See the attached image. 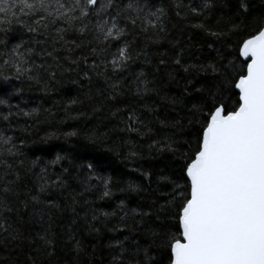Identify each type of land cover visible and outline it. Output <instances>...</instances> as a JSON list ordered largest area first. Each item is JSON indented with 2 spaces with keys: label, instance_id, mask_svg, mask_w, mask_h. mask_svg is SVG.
<instances>
[{
  "label": "snow or ice",
  "instance_id": "6c2138e0",
  "mask_svg": "<svg viewBox=\"0 0 264 264\" xmlns=\"http://www.w3.org/2000/svg\"><path fill=\"white\" fill-rule=\"evenodd\" d=\"M172 16L211 38L207 55L169 39ZM164 41L170 51L153 53ZM64 77L84 93L65 105L68 119L87 115L69 113L85 100L94 116L107 111L111 127L88 140L126 134L108 151L163 161L132 169L147 183L121 187L59 153L29 159L7 134L14 117L39 114L10 103L18 85L47 94ZM0 82V252L14 264H264V10L251 0H0ZM62 161L70 167L56 172ZM116 191L126 198L113 210L98 207ZM103 232L114 235L98 251Z\"/></svg>",
  "mask_w": 264,
  "mask_h": 264
},
{
  "label": "trees",
  "instance_id": "16d2710c",
  "mask_svg": "<svg viewBox=\"0 0 264 264\" xmlns=\"http://www.w3.org/2000/svg\"><path fill=\"white\" fill-rule=\"evenodd\" d=\"M165 6H168L170 0H163ZM221 3H227L230 7H235L237 0H220ZM254 9L264 10V0H251ZM227 11V9H225ZM223 13L217 12L215 15L219 17ZM193 22H196L195 20ZM215 24V19L212 21ZM175 25V27H173ZM168 28L171 32L169 39H181L186 47H191V52L194 56L207 55L206 43L210 41L211 38L205 36L199 31H194L189 28L184 27V22L179 21L172 16L171 20L168 21ZM143 47V44H141ZM203 48V52L201 49ZM170 51V45L167 41H164L161 45L153 47L152 52H165ZM133 71H140L141 68L133 66ZM144 71L148 72L151 76V69L148 67L143 68ZM3 82H0L2 84ZM164 83L170 89V95H179L176 84L168 85L165 80ZM24 88V92L19 97H13L10 101L11 104H20V107L27 110L32 108H38L39 114L32 117H14L12 120V127L16 130L15 132L8 131L9 135H16L18 138L23 139L26 142V147L23 149L29 159H35L36 156H40L42 161H49L54 159L57 153L65 155L70 160H75L77 164H87L93 163L99 165V170L105 175H112L114 180L121 181V187L124 186L129 180L135 181L137 183H147L142 180L139 173L132 171L133 168H153L158 169L163 166V161L159 158L146 161H126L124 160V154L127 152V148L121 149V155L117 156L115 151L109 152V148H114L115 144L119 143V137L123 136L127 138L126 134L111 135L110 139L112 142L108 143H93L86 137L90 135L94 130L99 132L107 131L111 127L108 124L107 127L104 126L102 121H104L105 116H107V111L99 115H93L91 111V105L87 100L83 105L77 104L69 108V113L71 116L75 117L80 112H86V116H82L79 119H68L64 113V107L73 98L84 99V93L79 91L78 87L68 83V78H61V84L54 85V90L45 94L39 88L33 87L29 90L28 86L18 85ZM87 91V88L84 89ZM2 95V94H0ZM26 102V103H25ZM45 109H50L52 115L45 112ZM0 111L6 112V106L0 105ZM16 111V109H13ZM104 123H107L104 121ZM6 125L0 122V129L5 128ZM27 128V132L22 129ZM78 131L79 135L76 137L65 138L63 133L70 131ZM55 132L59 136V139H54L49 141L47 144L41 143V138L47 133ZM132 140H137L135 135L131 136ZM38 149H45L44 151H39ZM35 153V156L33 155ZM145 155H147L145 153ZM39 166H43L42 164ZM39 166L35 171H39ZM70 167L67 161H62L61 164L55 166V171L59 172L61 167ZM53 171V169H49ZM155 179V178H153ZM155 187V184L152 185ZM115 191V189H114ZM126 196L119 191H116V195L110 201L98 202V207L104 210L111 211L115 208L116 203L120 199H125ZM95 199V196L92 197ZM130 207L136 206V201L139 197L132 195L127 197ZM113 219L112 223H115ZM114 234L111 232H103L102 236L94 238L92 242L97 247L98 251L103 245H106L108 240ZM87 242V241H86ZM8 256V261H4L3 257ZM17 256L11 254V249L5 252H0V264H14ZM19 259L23 260V253L20 254Z\"/></svg>",
  "mask_w": 264,
  "mask_h": 264
}]
</instances>
